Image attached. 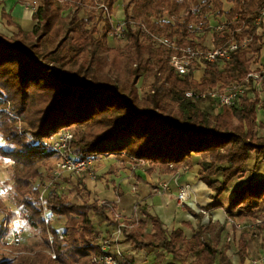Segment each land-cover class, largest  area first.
<instances>
[{
  "label": "trees",
  "instance_id": "16d2710c",
  "mask_svg": "<svg viewBox=\"0 0 264 264\" xmlns=\"http://www.w3.org/2000/svg\"><path fill=\"white\" fill-rule=\"evenodd\" d=\"M31 1L37 7L29 31L3 13L8 26L19 29L12 37L0 33V136L5 143L0 158L14 163L17 207L32 229L42 231L56 258L47 249L28 252L0 243V264H95L94 258L101 255V236L92 216L114 221L112 209L91 203L83 180L73 189L76 201L43 181L44 166L52 157L51 142L66 128L74 132L71 148L76 155L95 160L126 156L144 162L151 174L191 169L192 157H201L200 181L214 195L197 214V228L184 224L194 236L188 239L182 228L166 229L158 216L142 210L145 220L126 232L120 247L130 243L155 254L159 264L168 256L170 264H233L226 254L228 245L220 254L225 228L204 226L202 221L205 212L222 207L221 197L248 170L250 159L264 154V134L260 135L264 121L255 117L257 110L264 114V99L256 93L249 105L220 107L215 113L201 108L207 100H190L185 92H207L242 82L252 71H264L257 67L264 37L256 26L264 0H234L228 12L222 0L201 5H196L198 0H124L126 26L121 38H115L126 43L123 49L109 46L110 36L120 26L111 21L120 0ZM82 11L88 14V23L79 18ZM215 12L217 22L211 19ZM201 22L204 32L192 33L190 26ZM213 23L224 25V38L207 30ZM140 25L174 41L177 50L155 45ZM209 34L214 47L232 40L241 47L228 60L204 63L199 79L177 75L168 58L197 42L199 48H208ZM145 76H152L153 84L141 96L138 84ZM43 186L48 189L44 204L40 202ZM262 205L264 178H251L234 192L225 212L232 221H246ZM0 210L9 211L1 199ZM46 212L65 219V240L45 222ZM5 236L0 233V240ZM239 248L245 261L246 244Z\"/></svg>",
  "mask_w": 264,
  "mask_h": 264
},
{
  "label": "built area",
  "instance_id": "2783aa9c",
  "mask_svg": "<svg viewBox=\"0 0 264 264\" xmlns=\"http://www.w3.org/2000/svg\"><path fill=\"white\" fill-rule=\"evenodd\" d=\"M18 2V0H14ZM28 5H32L35 7L37 5L36 2H29ZM132 25H136L135 23H131ZM264 24V6L260 10L259 17L256 21V26L258 28H262ZM126 26L125 23L121 24L116 28L115 35L110 36L112 40L115 38L120 39L119 35L121 30ZM140 27L144 30V32L154 41L155 45L160 47L169 48L171 50H177L175 42L157 35L152 34L144 25H140ZM191 32L195 34L203 33L205 25L201 22L199 24L190 26ZM210 30L215 33H220L221 38L222 32L224 30V25L222 24H210L207 30ZM249 40H246L242 46H245ZM241 45H239L236 41H229L225 43L221 47L211 48H199L198 42L194 43L189 47H185L180 49L176 54L171 55L168 58L169 66L175 71V73L179 76H188L192 75L194 78L199 79L201 76L204 63L211 62L216 63L223 60H228L230 58L231 52L239 49ZM264 81V71L255 72L252 71L248 74L246 79L242 82L231 83L225 87H218L213 90H209L207 92H200L198 90H189L185 92V96L194 101L207 100L205 103H209L210 105H215L217 110L218 108L228 107V108H240L242 105V101L247 95L250 88L254 86H258L262 84ZM74 139V132L70 128H66L59 132L56 137L51 142V146L49 148V153L54 156L55 165L53 168V177L55 179H61L66 176H89L95 179V175H93L94 167L96 160L95 159H87L82 158L76 155L72 151V142ZM139 165H146L144 162L138 161ZM55 180L50 182L51 187L57 188L56 184H54ZM162 191L167 192L169 190V184L166 182H162L159 186ZM58 189V188H57ZM74 189V188H70ZM59 190V189H58ZM192 188L189 185H180L179 193L177 197L178 205L184 207L188 204V201L191 196ZM47 188H44L40 192V202L42 204L46 201ZM60 192V191H59ZM103 205L109 206L114 212V227L110 231V233L101 236L100 248L101 255L94 258L95 264H132L128 255L124 253V251L120 247L121 241L124 239L126 232L132 230L134 228V224L130 221L125 220L119 212L114 211V208L110 203H104ZM12 212L1 211L0 214L4 216L2 222V230L3 235L6 234L5 238L0 240V243H6L9 247H22L24 244V238L29 234V230L22 225L21 217L19 214L15 213L17 219L12 221V217L10 216ZM207 212H205L206 214ZM45 222L47 224H54L56 222V217L49 212H46L43 216ZM12 224V227H11ZM248 225L249 229H255L261 226H264V218H255L252 223H237L239 228H242V225ZM65 234L61 233L59 235L60 240H65ZM53 238L49 236V242L52 243ZM47 252L55 259L56 255L51 248L47 249ZM252 264H258V262H254Z\"/></svg>",
  "mask_w": 264,
  "mask_h": 264
},
{
  "label": "rangeland",
  "instance_id": "374dc122",
  "mask_svg": "<svg viewBox=\"0 0 264 264\" xmlns=\"http://www.w3.org/2000/svg\"><path fill=\"white\" fill-rule=\"evenodd\" d=\"M206 0H198L196 5H201L203 2H205ZM223 4H224V11L228 12L232 6H233V2L234 0H222ZM29 2H33L31 0H26L25 2H21L20 0H18V4H21L24 6L25 9L28 10H36L37 5L32 6V5H28ZM127 1L124 0H120L115 7V10L113 11V15L111 17V21L113 23L114 27H117L121 24H123V20L125 18V14L123 11V7L126 4ZM217 12H215L213 14L214 19L217 22ZM88 14L84 11L80 12L79 14V18L81 20H83L84 22L88 23ZM20 21V20H19ZM215 24V23H213ZM92 23H89V26H91ZM104 23L100 24V27L103 28ZM4 32V31H3ZM1 34H3L0 31ZM7 35L11 36V34L7 33ZM126 45V43L124 41H119L118 39L115 40H110L109 42V46L111 48H115V49H123V47ZM205 45L208 48H211L212 45V36L209 34L207 35V39L205 42ZM153 84V78L152 76H145L143 79H141V81L138 84V89L140 90V94L141 96H146L150 90L151 85ZM253 101V98H250V100H247V97L243 99L242 101V105H249L251 104V102ZM201 108L203 110H210L211 112H216L215 107L213 105H210L209 103H203L201 105ZM221 109V108H220ZM260 116H262V114L260 113H255V117L256 118H261ZM264 134V130H261L260 135ZM4 141L2 139V137L0 136V146L4 145ZM119 161V160H118ZM121 162V161H119ZM258 164V166H256L254 168L255 164ZM116 161L114 160H109L106 163L102 160V157L96 160L95 163V167H94V171H93V175H95V179L89 177V176H83V177H78V176H66L64 178L61 179H55L53 177V168L55 165V159L54 156H52L50 159L47 160L44 169H43V181L45 180V183H47V186L50 185V182L52 180H55L54 184H56L57 188L59 189L60 192L67 194L69 196V198L73 201H76V192L73 189L70 188H76L78 181L79 180H83L85 182V184L87 185L88 190L90 191V196H89V200L91 203L97 202L99 204H104V203H110L111 202H107L108 199V195H117L118 192H120V196H125L127 193L126 191H124L122 189L121 186L118 187V185H116L115 182L111 181V177H109L111 174L109 173V169L112 166H116ZM142 168L145 169V171H147L149 169L148 166L146 165H140ZM104 167V168H103ZM258 167V168H257ZM248 170H251L250 173L251 178H254V180H259V179H263L264 178V154L260 155L258 158H251L248 165H247ZM15 172V165L13 162L9 161V160H0V193H2V195H0V199L7 205V208L11 213V219L12 221H15V219H17V217L15 216L16 212L17 214H19V216L21 217V221H22V225L27 228L29 230V234L27 236H33L30 237V239L26 242V246L24 245L23 248L24 250L28 251V252H33L36 250H45L48 249V245L46 244L45 240L42 237V231L40 229L38 230H34L32 229L28 223L24 220L22 211L20 208L17 207V202H16V198H15V190H14V181H13V175ZM108 173V174H107ZM155 177V179L158 181L159 179V183L161 184L162 182L167 180V175L164 174L162 172V170H157L156 174L153 175ZM108 177V178H107ZM153 177V178H154ZM110 178V179H109ZM250 178V179H251ZM103 179H106L107 182H103ZM47 181V182H46ZM49 181V182H48ZM247 181V179L243 180V181H238V180H233L228 187L227 192H225L222 196V200L226 203L229 202V199L231 197V191L234 190L237 187V184L241 183L242 185ZM38 184H40V182H37ZM157 183L158 185H151L149 188L150 190V198L154 199V201L150 200L151 202H154L155 207L160 208L161 205H163L164 203H166V197H164V195L166 194L165 192H162V189L159 187L160 184ZM169 184V182H168ZM42 184H40V188H41ZM155 186V189L154 187ZM138 187L136 186L135 188H131L130 189V193L132 194L131 201H132V205H131V209L132 212L134 214V217L136 218V220L138 219L139 221L141 220H145V216L143 214L144 209L148 210V208L145 206V204H147V201L144 204V200L143 197L141 196V194H139L138 191ZM46 188L45 186H43V189ZM52 188V187H51ZM155 190V191H154ZM231 190V191H230ZM158 194L153 196L152 194ZM146 196L148 198L147 195H143ZM174 197L176 198V200L173 201V203H171L170 205V209H169V214L171 212L175 213V216H177L176 220L177 221H181L182 219H184V216H186L185 213H183L184 211H176V203L177 202V197L178 194H175ZM185 207V206H184ZM183 207V208H184ZM187 207V206H186ZM188 208V207H187ZM115 211V210H114ZM164 216H159L157 215L162 221L163 223H165L166 225H170V223H172V220H169L171 222H169L167 220V211L163 212ZM166 215V216H165ZM110 217L114 220L115 216H114V212L111 213ZM259 218H264V214L261 213V215H258ZM224 222L225 224H221L220 222H215L214 218L212 216L211 213H206L205 217L202 221L204 226H208L210 224H216L219 226H223L228 227L227 230L223 232V236L224 234L227 235V240H226V244L229 246V248H227V250L229 251L230 257L233 259L236 251H238L237 255H242V252L240 251V243H244L246 244V251L247 252V242L244 241L248 236L251 237V242H261V238L262 235L264 234V226L255 228V229H249L248 225H242V228H239L237 226V222L235 221L232 222L227 215H225L224 213ZM257 218V217H256ZM4 219L1 218L0 216V222L2 223ZM92 220L95 224V226L97 227L98 231L100 232V235H105L106 232H108L109 230H111L114 227L115 221H106L104 219H102L100 216H96L93 215L92 216ZM137 220V221H138ZM64 223H65V219H56V222L53 224V226L59 231V233H62L65 228H64ZM195 226L193 225V227L197 228L198 224L197 222H195ZM184 226V225H183ZM12 227V224H11ZM186 228L188 237H190L193 233L194 230H190L191 228H188L186 226H184ZM151 230V225H149L148 223V231ZM3 230H0V233L3 234ZM256 232V233H255ZM224 243V241L222 242V244ZM264 244V243H263ZM226 245V247H227ZM222 246V245H221ZM122 249H124L123 246H121ZM124 251V250H123ZM169 257V256H168ZM228 257V256H227ZM260 259V258H259ZM257 259V260H259ZM257 260L252 261L250 264L254 263V262H258ZM261 260V259H260ZM166 263V264H170L172 262V259L169 257V260H164L162 261V263ZM155 264H159V262L157 261ZM161 264V263H160ZM258 264H260V262H258ZM264 264V263H262Z\"/></svg>",
  "mask_w": 264,
  "mask_h": 264
},
{
  "label": "crops",
  "instance_id": "0c3cea01",
  "mask_svg": "<svg viewBox=\"0 0 264 264\" xmlns=\"http://www.w3.org/2000/svg\"><path fill=\"white\" fill-rule=\"evenodd\" d=\"M3 13L10 15L12 17L13 22L16 23L18 27L22 28L25 31L31 30L32 26L34 25V22L32 19L34 10L25 9L23 5L18 4L14 0H0V31L4 35H7V33L11 34V36L7 35L8 37H12L14 34H16L19 28L16 26H8L7 21L3 18ZM260 34L261 35L263 34V37H264V24L261 28ZM263 42H264V38H263ZM257 67L264 70V45L262 46V50H261L260 63ZM257 67H255V69H257ZM256 93L260 95V98L262 100L264 99V81L262 82V84H259L258 86H254L250 88L245 98L247 97L248 101L250 100V98L254 99ZM220 111L221 109H217L215 113H219ZM257 113L262 114V116H260L261 118H256L257 122H263L264 121L263 112L261 110H257ZM252 158H255V157H252ZM102 160L105 163L109 160H114L117 163L116 166H112L109 169L110 171L109 173L111 174L109 177H111V181L115 182L116 185H118V187L121 186L122 189L126 191L127 194L123 197L119 195L120 192H118L116 196L108 195L107 197L109 200H107V202H111L112 203L111 206L114 208V210L116 212H119L125 220L130 221L133 224L139 222V220L137 219L138 220L137 221L136 218L134 217V214L131 209V205H132L131 198L133 197H132V194L130 193L131 188H135L136 186H139L138 191H139V194H141V196L143 197L144 204L147 201V204H145V206L148 208L147 210L148 212H150L152 215L164 216L163 212L167 211V220L168 221L172 220V223H170V225L168 224L166 225L164 223V228L169 229V230H173L176 228H182L188 239L194 236V233H193L190 237H188L186 228L183 225L185 223H191L192 225L195 226L196 224L195 222H197L198 224L197 214L200 212H203L204 211L203 209L206 208L209 204H211L212 196L214 195V193L203 182L200 181V171L202 169V164L204 162L201 157L195 156V155L192 157V168L191 169H183L177 173L166 174L167 180L169 182V190L165 192L166 194L164 195V197H166L167 199L166 203L161 205L160 208L155 207L154 202L150 201V200L154 201V199H152L153 197L150 198L149 196L150 194L149 188H151L150 186L151 185L156 186L158 185L157 183H159V179L157 181L155 177L153 176L156 174V172L151 174L148 172V170L145 171V169L142 168L137 162L130 160L126 156L102 157ZM118 160L121 162H119ZM255 165H254V168H255ZM248 172H251V170H246V172L242 176L236 178V180L238 181H243L245 179H247V181L243 185L241 183L237 184V187L234 190L232 191L230 190L231 197L233 196L236 190L243 187L250 180L251 175ZM103 182H107L106 179H103ZM180 185H189L193 190L191 192V196L188 201V204L186 205L190 210H187L186 207L183 208L179 206L178 203L175 202L176 211L181 210V211H184L183 213L186 214V216H184V219H182L181 221H177L176 220L177 216H175V213L173 212L169 214V209H170L171 203H173V201L176 200L174 195L179 193ZM155 186H153L154 189H155ZM143 195H147L148 198ZM152 195L155 196L158 194L153 193ZM231 197L229 201L231 200ZM220 201L222 203L221 208L213 209L211 211H208L207 213H211L214 218V221L220 222L223 225L225 224L224 213L225 215H227V213L225 212V207L228 206L229 202L225 203L222 200V197ZM261 213L264 214V205H262L258 210H256L254 216L251 217L249 220L239 221L237 220V218H235V221L236 222L238 221L237 223H240V224L252 223L254 219L256 218V216L261 215ZM0 216L1 218H3L2 214H0ZM235 221H232V222L235 223ZM0 227L2 229L1 222H0ZM227 228L228 227H225V231L227 230ZM30 237L33 238V236H30V235L24 238L23 246L24 245L26 246V242L30 239ZM260 238H261V242H254V243L251 242L252 239L250 236H248L244 240L247 242V252L244 255L245 261L241 260L240 258L241 255H237L238 251H236L232 259L230 257L229 251L227 250L226 254L229 260L233 264H250L252 261L260 258L261 260L259 259L257 261L260 262V264L264 263V244H263L264 234ZM226 240H227V235L224 234L223 236L224 243L220 247V254H222L226 250V245H227ZM121 242H123V240ZM123 247H124L123 250L125 254L128 255V258L130 259L132 264H155L156 262L157 256L155 254L149 255L148 251L138 250L134 248L133 246H131L130 243L123 244ZM220 254H219V258H220ZM166 260H169V258L167 257ZM161 264H166V263L161 262Z\"/></svg>",
  "mask_w": 264,
  "mask_h": 264
},
{
  "label": "snow or ice",
  "instance_id": "6c2138e0",
  "mask_svg": "<svg viewBox=\"0 0 264 264\" xmlns=\"http://www.w3.org/2000/svg\"><path fill=\"white\" fill-rule=\"evenodd\" d=\"M0 195H2V193H0Z\"/></svg>",
  "mask_w": 264,
  "mask_h": 264
}]
</instances>
